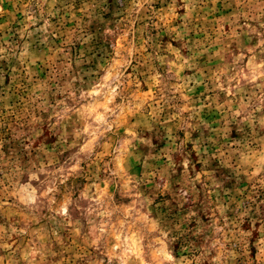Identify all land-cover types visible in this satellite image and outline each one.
Instances as JSON below:
<instances>
[{
  "label": "rangeland",
  "instance_id": "obj_1",
  "mask_svg": "<svg viewBox=\"0 0 264 264\" xmlns=\"http://www.w3.org/2000/svg\"><path fill=\"white\" fill-rule=\"evenodd\" d=\"M0 264H264V0H0Z\"/></svg>",
  "mask_w": 264,
  "mask_h": 264
}]
</instances>
